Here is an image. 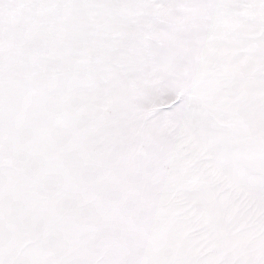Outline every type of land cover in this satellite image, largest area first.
I'll use <instances>...</instances> for the list:
<instances>
[{"label": "snow or ice", "instance_id": "1", "mask_svg": "<svg viewBox=\"0 0 264 264\" xmlns=\"http://www.w3.org/2000/svg\"><path fill=\"white\" fill-rule=\"evenodd\" d=\"M0 264H264V0H0Z\"/></svg>", "mask_w": 264, "mask_h": 264}]
</instances>
